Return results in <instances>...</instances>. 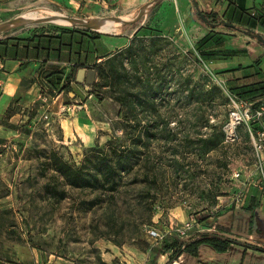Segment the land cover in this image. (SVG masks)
<instances>
[{"label": "rangeland", "instance_id": "1", "mask_svg": "<svg viewBox=\"0 0 264 264\" xmlns=\"http://www.w3.org/2000/svg\"><path fill=\"white\" fill-rule=\"evenodd\" d=\"M151 2L146 21L144 19V29L150 31L146 34H164L172 43L159 46L163 52H168L169 60L165 56L149 63L158 76L165 75L169 80L166 97L176 110L171 113L169 127L161 131L164 136L171 137L160 140L148 150L144 149L142 157L147 158L146 161H141L134 172L125 176L117 191L101 193L72 188L52 169L49 159L52 154L79 166L86 154L93 156L89 151L91 147L103 148L115 138L119 142L114 145L127 142L119 105L108 97L106 89L101 90L103 101L93 95L94 86L89 83L92 63L79 68L72 79L71 93L75 96L65 91L56 104L54 99L60 93L58 87L39 91V98L33 101L30 99L33 95L15 101L1 96L0 264H46L49 258H61L72 264H99L100 260L103 261L102 253H107L106 256L111 254V246H126L132 251L148 247L147 264H156L158 259H155L157 255L153 250L159 249L161 241L148 237L147 228L157 226L162 232L170 233L190 216L196 218L202 230L211 227L220 231L219 228H223L239 233L234 236L251 235L249 215L244 216L243 212L246 207L234 201L236 195H245L247 188L259 189L262 185L258 183L259 175L256 174L259 157L248 129L239 128L238 140L228 148L223 146L220 150L205 152L199 143L200 139L211 134V126L225 119L232 100L239 97L235 88L251 79L241 75L237 79L236 74L217 70L229 67L231 62L222 61L220 64L201 60L194 39L185 31L177 15L174 0H167L163 7L157 0ZM206 9L214 11L212 7ZM41 12L32 14V17L46 15ZM19 17L3 22L0 18V26ZM69 18L110 19L106 15ZM180 22L182 25L178 28ZM129 24L108 34L97 32L102 36L95 44L98 54L105 53L115 42L125 43L124 38L128 39V44L141 20ZM26 28L49 32L56 29L95 32L72 24L58 26L51 22L18 21L13 27L0 31V38L19 35ZM223 31L220 34L226 36L224 45L229 49L238 47L245 40L239 31ZM256 32L264 37L262 28ZM179 35L182 40H179ZM145 40L149 42L150 37ZM246 60L245 57L234 58L235 63ZM71 67L68 70L64 67L66 74ZM0 78L3 77L0 75ZM97 81L96 76L94 84ZM213 86L221 90L223 99L219 91L220 94L212 89ZM8 103L11 110L18 113L12 119L7 118L4 112ZM62 106L70 110L62 111ZM162 108L163 105L160 106ZM46 115L48 118L45 119ZM32 116L31 122L29 118ZM255 129L257 126H252V130ZM174 151L176 159L169 156ZM146 173L148 179L144 175ZM52 185L57 187L55 195L50 189ZM261 190L264 192L263 188ZM60 193L65 196L59 200ZM97 199L98 202L92 205ZM236 207L237 216L233 223L227 213ZM237 222L238 227L235 226ZM232 248L234 250L227 253H219L208 245H202L198 257L193 258L196 264H240L242 253L237 250L240 247L232 245ZM247 249L250 255L244 258L245 264H264V253L245 246L241 248L242 251ZM116 261L121 264L120 259ZM143 261L137 259L135 262L142 264Z\"/></svg>", "mask_w": 264, "mask_h": 264}, {"label": "trees", "instance_id": "2", "mask_svg": "<svg viewBox=\"0 0 264 264\" xmlns=\"http://www.w3.org/2000/svg\"><path fill=\"white\" fill-rule=\"evenodd\" d=\"M193 3L199 18L212 29L224 27L239 31L264 44L263 35L254 31L256 28L264 30V13L258 11L247 13V23L244 24L231 18L222 19L217 13L201 12L195 0H193ZM55 31L68 35L70 40H72L74 33L79 32L76 29H56ZM149 32H141L139 30L124 48L101 56L102 60L100 62H95L91 65L90 75L92 79L89 83L94 86L93 95L99 101H103L104 96L101 90L106 89L109 93L108 97L119 105L120 116L122 115L123 119L122 130L127 142L125 141L126 144L114 145L115 142H119V139L115 138L114 140L110 139L103 148L91 147L89 151L93 153V156L86 154L79 166L70 164L55 153L52 154L49 158L51 167L67 186L98 190L101 193L115 192L119 189L125 176L134 172V169L141 161H146L147 158L142 157L144 149L148 150L150 146L156 145L160 140L171 137V135L164 136L161 131L169 127L172 120L171 113L176 110L175 105L171 104V101L167 100L168 98L166 97L165 89L168 88L169 80L165 75L158 76L149 66V63L151 64L153 60L165 56L169 60L168 52H163L159 46L162 43H172L164 34L151 32V34L147 35L146 33ZM90 33L93 40L102 37L96 32ZM52 37L54 39L57 38L56 36ZM146 37H150L149 42H146ZM224 39V35L212 31L197 42L196 50L201 60L206 62L226 60L239 53L234 50L222 49L225 43ZM86 64H89L86 59L83 63L74 64L67 74L63 70L64 68L61 71L51 72L45 76L46 79L48 78L47 84L50 85L49 88L58 87L60 93L67 91L70 94L72 92V79L75 77L77 70L83 68ZM241 70H243L242 77L249 78L251 81L235 88L237 90L236 94L239 96L238 99L248 102L253 107L264 104V78H262L263 74L259 71V61L246 68L239 67L225 73L234 75ZM96 76L98 81L94 84ZM50 77L52 78L50 79ZM212 89L219 91L221 93L218 92L220 97L224 98L217 86H213ZM161 93H163V96ZM249 96L250 98H247ZM161 105H163L162 110L160 109ZM11 109V106H9L6 112L7 118L12 117L16 113ZM228 112L223 122L211 126L212 132L208 137L199 140L203 151H217L222 149L223 146L228 148L234 145L225 143V136L222 130L227 120ZM33 117L29 118L31 122ZM252 126L254 125L252 124ZM257 129H259V126H257ZM169 156L176 159V151L171 152ZM144 175L146 179L149 178L148 173ZM50 189L53 191L52 195L57 193L55 185H52ZM64 196V193H60L58 199H63ZM97 202L98 199L94 200L92 205ZM252 221L253 210H250L249 224H252ZM153 227L158 228L157 226ZM221 229L223 228H219V230ZM202 245H208L219 253H227L232 245L245 246L254 251L264 253V248L242 243L222 233L206 232V229L193 233L187 239H179L174 234L167 235L161 241L159 249H151L155 255L166 256L167 261L165 264H174L184 254L195 258L198 257V251ZM140 250L147 252L148 247ZM99 264L107 263L100 260Z\"/></svg>", "mask_w": 264, "mask_h": 264}, {"label": "crops", "instance_id": "3", "mask_svg": "<svg viewBox=\"0 0 264 264\" xmlns=\"http://www.w3.org/2000/svg\"><path fill=\"white\" fill-rule=\"evenodd\" d=\"M151 1L152 0H0V18L2 19L1 22H3L10 18L23 16L28 13L33 14L39 11L45 13L44 9H46L67 18L75 16L104 17L106 15L110 19H115L121 16L140 13L145 6L150 3L151 5L153 4ZM157 1L158 3L160 2L161 7L167 4V0ZM174 2L175 8L177 7V15L179 19L182 20L183 26H185V31L187 30L192 40L194 39V43L199 42L212 31L219 33H224L223 30L235 31L226 28L223 29L222 27L212 29L207 26L206 23L199 18L194 9L193 0H174ZM195 2L201 12L210 13L209 9L206 8L212 7L214 9L213 13H217L220 18L225 20L231 18L236 22L240 21L244 24L247 23V13L252 11L264 13V0H195ZM150 7L151 6L146 8L139 17L133 21L138 22L141 20V24L134 33H137L139 30H141V32H149L144 29L146 26V24L144 25V22L146 21ZM174 13L176 15V11ZM160 15L161 14H158L157 16ZM182 22H180L178 28L182 25ZM77 31L79 32L74 33L72 40H70L68 35L62 34L59 31L49 32L43 29L38 30L30 28H26L25 31L19 35L0 38V75L3 77L1 78L2 89L0 91V99L1 96L5 95L9 98H13L12 101H15L17 98H28V96L33 95L32 98H30L33 101L34 99L39 98V91L41 92V90L50 87V85L47 84L48 78L46 79L45 76L49 75L51 72L61 71L64 67L68 70L76 63H83L85 59L88 63L91 62L92 64L100 62L102 60L100 58L101 56L114 52L116 49L123 48L127 45L128 41V39L124 38L125 43H120L121 41L115 42V44L110 46L105 53L98 54L95 44L100 41L102 37L93 40L90 32H82V30ZM254 31L260 32V28H256ZM52 36H56L57 38L54 39ZM244 37L245 40L238 47L229 49L227 46L225 47V45L222 46V49L234 50L239 53L226 60H214L210 61V63L220 62V64H222V61H226L227 63L231 62L229 67L225 66L217 69L227 72L239 67L246 68L256 61H259V71L263 74L262 78H264V44L259 43L257 39L246 34H244ZM179 40H182L181 35H179ZM236 57H245L247 60L235 63L234 58ZM8 66H11V68L8 69ZM235 74L237 75V79H239V77L243 75V70L238 71ZM51 78L52 77H50V79ZM62 94L63 93H59L56 99H54L55 104L62 97ZM43 100H45V97H43ZM10 103L4 107L5 113L8 110ZM52 106L54 107V104ZM17 114L18 113L16 112L10 117V119ZM256 174L259 175L258 183H264V178L258 173V171ZM262 188L263 185H261L259 189L249 187L246 189L247 191L245 192V195L243 194L241 204L246 207V210H243L244 216L249 215L248 217L250 218V210H253V223L249 224L248 220L251 235L239 237L234 236L235 234L239 235V233H233L234 231L232 230L231 232L223 229L217 231L215 228L213 229L211 227L205 228L206 232L222 233L229 238L264 248V192L261 190ZM237 209L238 208L236 207V209H232L227 213L228 215H231L233 223L234 220H236L234 217L237 216ZM221 218L222 217L219 219ZM235 226L238 227V222ZM111 247L113 248L111 254H108L107 256V253L101 254L102 260L107 264H119L116 261L117 259H120L121 264H141L135 262L137 259H144L142 264L148 263L147 257H145L147 254L146 252L136 248L132 251L126 246H122V248L119 246ZM111 247H109V249H112ZM238 247L240 248H237V250L239 253H242L240 264H245L244 258L247 255H250V252H248V249L242 251V246ZM230 249L234 250L232 246ZM126 251L132 252L127 253ZM134 256L137 259H135ZM51 257L53 256L51 255ZM227 258L229 259V256ZM155 259L158 260L156 261ZM155 259L156 264H163V261L166 260V256L157 255ZM36 263H39V261H36ZM178 263L196 264L197 262L189 255H182L179 258ZM41 264L43 263L41 262ZM46 264L72 263L62 260L61 258H49Z\"/></svg>", "mask_w": 264, "mask_h": 264}, {"label": "built area", "instance_id": "4", "mask_svg": "<svg viewBox=\"0 0 264 264\" xmlns=\"http://www.w3.org/2000/svg\"><path fill=\"white\" fill-rule=\"evenodd\" d=\"M2 89V79L0 78V91ZM66 106H62L65 111ZM70 110V109H68ZM48 118L47 115L45 119ZM252 124L259 126V129L253 131ZM241 127H246L250 133L252 146L259 157L258 173L264 178V104L253 107L248 102L237 99L232 100V106L229 109L227 120L222 127L225 143L234 144L238 140L237 131ZM238 174L236 175V177ZM264 188V183H262ZM243 193L236 195L235 203H242ZM200 224L194 216L188 217L185 222L170 233H164L156 227H148L147 236L157 241H162L167 235L174 234L179 239H187L196 231H203Z\"/></svg>", "mask_w": 264, "mask_h": 264}, {"label": "bare ground", "instance_id": "5", "mask_svg": "<svg viewBox=\"0 0 264 264\" xmlns=\"http://www.w3.org/2000/svg\"><path fill=\"white\" fill-rule=\"evenodd\" d=\"M149 6H151V3L145 6L140 13H136V14L129 15V16H121L116 19H101V18L78 19L76 18V19L68 20L58 13H53L51 11L44 9V12L48 15L39 16V17L34 18L32 17V13H28V14H25L17 18L12 23L1 25L0 30L9 29L10 27H13L18 21H24V22H31V23L32 22H51L53 24H57L58 26L59 25L66 26L69 24H73L77 26L88 27L91 30L102 33V34H108L115 30H118L120 27H123L124 24L126 25V24H129L135 21L139 17V15Z\"/></svg>", "mask_w": 264, "mask_h": 264}, {"label": "water", "instance_id": "6", "mask_svg": "<svg viewBox=\"0 0 264 264\" xmlns=\"http://www.w3.org/2000/svg\"><path fill=\"white\" fill-rule=\"evenodd\" d=\"M66 19H68V20H72L73 18H67V17H65ZM14 22V21H13ZM10 23H12V22H10ZM7 24V23H6ZM5 24V25H6ZM4 25V24H3ZM73 25V24H72ZM74 26H77V25H74ZM85 28H88V27H85ZM88 29H90V28H88ZM0 31H2V30H0ZM96 32V31H95ZM99 33V32H98ZM70 95L72 96V97H74L75 95L74 94H72V93H70Z\"/></svg>", "mask_w": 264, "mask_h": 264}]
</instances>
